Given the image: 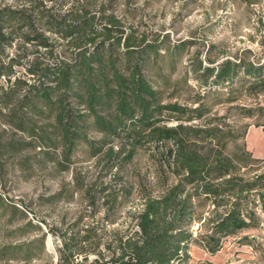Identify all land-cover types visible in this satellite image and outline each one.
<instances>
[{
	"label": "trees",
	"instance_id": "1",
	"mask_svg": "<svg viewBox=\"0 0 264 264\" xmlns=\"http://www.w3.org/2000/svg\"><path fill=\"white\" fill-rule=\"evenodd\" d=\"M19 1L29 7L0 8V80L6 84L0 86V119L11 131L5 142L0 135L1 156L15 157L38 147L65 171L80 146L113 167L131 160L144 143H172L164 152L165 165L176 181L161 196L143 198L133 216L136 229L116 239L108 264H189L191 243L215 254L224 238L257 226L254 208L261 211L264 224V168L246 178L237 174L241 167L264 165V160L252 158L245 144L239 154H226L230 137L222 126L185 125L204 119L202 103L194 108L164 104L146 79L147 62L159 56L163 40L147 41L144 35L127 32L113 15L98 10V16L90 0H75L64 12L47 7L43 0ZM14 41H20L17 54L8 57L5 51ZM26 44L33 48L27 60ZM63 45L67 55L58 50ZM185 46L180 42L172 49L182 51ZM23 65L25 75L19 76L16 68ZM190 66L211 75L212 85H231L242 75L251 81L252 90L264 94V65L240 59L210 68L196 55ZM172 120L175 126L166 125ZM92 132L101 138L91 139ZM18 133L25 138L15 139ZM76 188L88 194L82 183ZM194 199L209 200L212 206L195 237ZM84 233L79 239H63L60 259H65L62 252L72 256L85 249L86 254L95 251L94 228ZM44 240L42 234L27 243L4 246L0 259L29 260L31 247L38 242L43 250Z\"/></svg>",
	"mask_w": 264,
	"mask_h": 264
},
{
	"label": "rangeland",
	"instance_id": "2",
	"mask_svg": "<svg viewBox=\"0 0 264 264\" xmlns=\"http://www.w3.org/2000/svg\"><path fill=\"white\" fill-rule=\"evenodd\" d=\"M75 0H43L47 7L61 12ZM91 9L99 14H111L123 29L147 41L163 40L159 56L151 58L144 71L151 86L159 92L164 104L176 103L194 108L204 105L203 120L185 125L219 124L230 137L224 152L238 153L243 144L252 158L264 160V94L250 88L251 81L242 75L231 85H212L213 77L193 71L191 60L196 57L202 65L217 68L225 60L242 59L264 65V0H90ZM28 8L19 0H0V8ZM99 16V15H98ZM17 41V40H16ZM6 49L8 57L17 54L20 41ZM185 42L182 51L173 46ZM61 43V42H60ZM31 58L33 48L25 45ZM60 52L66 46H58ZM212 62V63H211ZM25 65L16 68L25 75ZM207 83L205 86L204 83ZM0 86H6L3 79ZM232 88V92H228ZM205 92H209L205 96ZM174 120L166 122L175 126ZM251 129L246 136L248 129ZM0 135L5 142L11 131L0 119ZM93 140L101 135L90 133ZM15 139L25 138L18 133ZM118 146L117 142L112 143ZM167 142L156 147L153 143L139 146L131 160L113 167L105 166L99 157H92L86 146H80L71 158L67 170L61 171L40 148H29L15 157L0 155V249L7 245L27 243L45 235L44 248L38 242L31 247L32 258L0 259V264H108L116 248V239L132 233L134 214L143 198L163 194L176 177L166 167ZM264 165L253 163L241 167V177L258 174ZM88 188L84 194L76 186ZM103 189V190H102ZM90 196L96 201L91 206ZM195 214L191 222L193 236L201 231L202 219L212 209L211 203L194 199ZM258 225L228 236L221 248L209 254L195 243L189 246V264H264V224L259 209L254 208ZM31 222V226H26ZM87 227L95 230V251L60 259L63 239L81 238ZM107 247L110 249L107 250ZM77 253V252H76ZM98 253H101L99 256Z\"/></svg>",
	"mask_w": 264,
	"mask_h": 264
},
{
	"label": "crops",
	"instance_id": "3",
	"mask_svg": "<svg viewBox=\"0 0 264 264\" xmlns=\"http://www.w3.org/2000/svg\"><path fill=\"white\" fill-rule=\"evenodd\" d=\"M251 129H254V128H250V129H248V131H247V133H246V136H247V134L249 133V131H250Z\"/></svg>",
	"mask_w": 264,
	"mask_h": 264
}]
</instances>
